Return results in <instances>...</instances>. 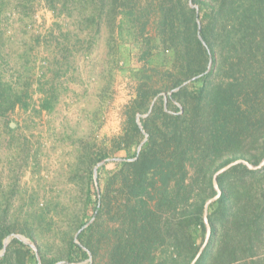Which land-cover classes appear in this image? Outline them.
Masks as SVG:
<instances>
[{
	"label": "trees",
	"instance_id": "16d2710c",
	"mask_svg": "<svg viewBox=\"0 0 264 264\" xmlns=\"http://www.w3.org/2000/svg\"><path fill=\"white\" fill-rule=\"evenodd\" d=\"M99 1L101 11L109 2L115 21L121 17V38L125 27L139 28L135 37H144L156 14L155 47L159 54L171 55L165 69L170 84L157 89L147 82L151 77L145 70L139 71L142 80L136 98L126 108L127 129L113 143L115 154H125L115 179L120 178V192L126 198L115 216V243L104 264H190L205 241V206L216 196L214 174L235 160L258 166L264 159V0ZM49 7L56 10L55 0ZM97 18L100 15L94 14L90 21ZM236 39L249 60L240 77L234 66L218 63L226 51L219 55L217 47ZM147 42L144 53L152 57ZM227 71L229 79H218ZM191 80L190 87H181ZM179 87L166 101L157 98L161 91ZM51 99L43 100L42 110L52 109ZM15 106L8 104L6 111ZM150 108L148 117L141 119L147 141L139 155L131 156L133 138L139 144L144 136L137 116ZM253 150L256 154H251ZM107 157L104 154L98 161ZM103 171L100 168L99 174ZM218 183L222 195L208 209L210 241L196 264H264V167L254 171L238 165L219 176ZM99 185L101 199L96 196V203H100L92 206L97 216L105 208L109 187L101 177ZM95 224L81 232L80 244L70 239L64 264L96 256L90 239ZM10 234L1 217L0 252ZM40 254L42 264L58 263L47 262L42 250ZM33 260L31 249L13 239L0 264H35Z\"/></svg>",
	"mask_w": 264,
	"mask_h": 264
},
{
	"label": "rangeland",
	"instance_id": "374dc122",
	"mask_svg": "<svg viewBox=\"0 0 264 264\" xmlns=\"http://www.w3.org/2000/svg\"><path fill=\"white\" fill-rule=\"evenodd\" d=\"M50 2L0 0V218L11 230L8 245L20 236L35 264H42L41 250L47 262L67 263L70 239L80 244L79 232L96 221L90 239L97 254L79 264H104L126 198L115 179L125 154H115L113 143L127 129L126 108L136 98L139 71L160 89L171 82L165 75L171 55L155 47L154 13L144 37H135L139 28L125 27L121 38L122 19L115 21L109 2L103 11L99 0H55V11ZM94 14L100 19L90 21ZM145 39L152 57L144 53ZM217 50L225 52L218 63L234 66L240 77L249 60L238 39ZM227 72L218 79H229ZM47 98L50 111L41 108ZM12 103L15 108L6 111ZM145 133L139 144L133 138L131 156L146 143ZM104 154L107 159L98 161ZM100 177L109 187L97 216L92 206L100 203Z\"/></svg>",
	"mask_w": 264,
	"mask_h": 264
},
{
	"label": "water",
	"instance_id": "95a60500",
	"mask_svg": "<svg viewBox=\"0 0 264 264\" xmlns=\"http://www.w3.org/2000/svg\"><path fill=\"white\" fill-rule=\"evenodd\" d=\"M191 6H192L193 8H195L196 10H198V7L195 6V5H193L192 3H191ZM198 24H199V38L202 40V38H201V36H200V30H201V29H200V22H199V21H198ZM210 65H211V63H210ZM194 79H195V78H194ZM194 79H193V80H194ZM193 80H191V81H193ZM186 83H187V82H186ZM186 83H184L181 87L185 86ZM181 87L172 90V92H170L168 95H166V96H165V101L167 100L168 96H171L174 92L179 91ZM151 109H152V108H150V111H149L146 115H144V116L139 115L138 118H137V122H138V124H139V127L141 128V130H142L144 133H145V131L143 130V126H142V124H141V118H145V117H147V116L151 113ZM145 134H146V133H145ZM146 136H148V135H146ZM142 146H143V144L140 146L137 155H139ZM238 165H245L248 169H250V170H254V171H255V170H259V169H261V168L264 167V159L262 160V162H261L258 166H255V165L251 164L250 162H248L247 160H244V159L235 160V161L231 162L230 164L224 166L223 168L219 169V170L214 174V176H213V186H214V189H215V191H216V196L213 197V198H211L210 200H208L207 203H206V206H205L204 220H205V225H206V230H207V232H206V237H205V241H204L203 245L201 246V248H200L198 254L196 255V257L194 258V260H193L190 264H196V263H197V261H198V260L200 259V257L202 256L204 250L206 249V247L208 246L209 241H210V237H211V232H212V230H211V226H210L209 219H208V209H209V206H210L212 203H214L217 199H219V198L221 197V195H222V191H221V188H220L219 183H218V178H219V176L223 175L224 173L228 172L229 170H231L232 168H234V167H236V166H238ZM96 173H97V170H96ZM85 228H86V227L82 228V230H84ZM82 230H81L79 233H81ZM15 238H18V239L21 240L22 242L26 243V241H24L20 236H15ZM8 243H9V240H6V241L4 242V248H3L2 252H0V257H2V256L5 254V252H6V248H7V246H8ZM58 264H64V262H61V263H58Z\"/></svg>",
	"mask_w": 264,
	"mask_h": 264
}]
</instances>
